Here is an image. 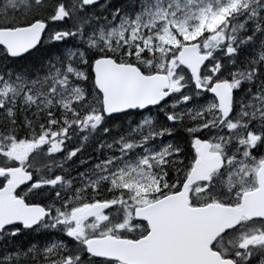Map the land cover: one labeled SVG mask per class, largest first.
Wrapping results in <instances>:
<instances>
[{"label":"snow or ice","instance_id":"snow-or-ice-1","mask_svg":"<svg viewBox=\"0 0 264 264\" xmlns=\"http://www.w3.org/2000/svg\"><path fill=\"white\" fill-rule=\"evenodd\" d=\"M0 264H264V0H0Z\"/></svg>","mask_w":264,"mask_h":264}]
</instances>
